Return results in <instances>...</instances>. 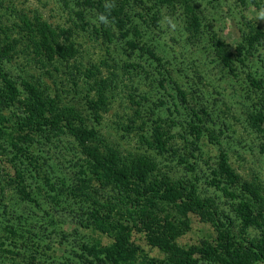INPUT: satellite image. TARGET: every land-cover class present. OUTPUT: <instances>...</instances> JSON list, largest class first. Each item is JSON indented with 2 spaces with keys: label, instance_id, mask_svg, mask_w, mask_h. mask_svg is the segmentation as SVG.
<instances>
[{
  "label": "rangeland",
  "instance_id": "374dc122",
  "mask_svg": "<svg viewBox=\"0 0 264 264\" xmlns=\"http://www.w3.org/2000/svg\"><path fill=\"white\" fill-rule=\"evenodd\" d=\"M104 3L0 0V50L11 55L5 69L94 128L102 152L144 154V139L158 128L167 152L143 155L156 165L153 176L196 183L198 197L230 221L220 218L221 226L232 222L240 238L264 239V20L255 19L264 0H114L110 12L124 22L122 30L115 20L95 21L106 11ZM165 16L175 19L174 30ZM37 22L59 35L57 43L71 57L49 60L36 52L30 39L37 38ZM58 134L31 146L24 163L0 141L6 145L0 152V264H87L84 245L108 244L73 215L80 201L75 190L82 185L75 173L80 165L86 169L87 159L71 137ZM224 164L240 188L254 191L248 203L255 225L243 232L237 206L242 195H229ZM16 170L32 173L26 180L31 202L20 201ZM27 211L34 218L23 226L18 218ZM8 219L18 221L6 224ZM188 224L175 240L178 247L203 250L216 240L215 227L203 216L190 213ZM133 241L141 249L134 264L165 259L143 235Z\"/></svg>",
  "mask_w": 264,
  "mask_h": 264
},
{
  "label": "trees",
  "instance_id": "16d2710c",
  "mask_svg": "<svg viewBox=\"0 0 264 264\" xmlns=\"http://www.w3.org/2000/svg\"><path fill=\"white\" fill-rule=\"evenodd\" d=\"M103 13L109 15L111 21L115 20L122 30L124 26L122 20L112 12ZM28 26L30 27L29 24ZM35 34L37 38L30 41L37 53L47 55L49 60L52 59V55L62 59L71 57L69 50L57 43L59 35L48 29L45 24L37 22ZM10 61L11 55L8 56L4 49L0 50V141L5 139L6 145L13 151V159L20 160L21 163L25 162V159L22 160L23 157H31V146L50 143L49 141L57 137L60 131L71 137L79 146L87 163L85 162L86 169L80 165L79 172L75 173L77 181L82 182V185L75 190L80 201L73 215L77 217L81 228L90 229L108 239L107 245L94 241L92 245L83 246L87 264H134L141 253V249L133 241L135 234L143 235L152 249L165 256L159 264L264 262V239L247 241L240 238L233 232L232 222L228 223L226 228L224 225L221 226L219 219L228 220L227 217L225 215L219 217V214L217 217L208 200L198 197L196 183L189 180L183 184L171 183L168 177L153 176L152 172L156 170V165L153 160L143 155L147 153L161 156L167 152L166 142L158 128L152 131L151 140L144 139V154L138 151L141 155L131 154L127 158L112 149L102 152L94 128L87 126L69 108L60 107L53 98L44 97V92L37 85L21 80L20 77H13L4 66ZM17 84L21 85L22 92ZM98 93L102 94V90ZM5 110H9V113ZM97 120L95 118V121ZM6 145L0 142V152H5ZM260 151L264 152V144L260 146ZM30 157L28 159H31ZM179 163L187 166V162L183 160ZM223 169L224 177L231 188L229 195L238 197L235 191L242 195L237 206L240 211L238 217L241 216L242 223L240 232H243L255 225L256 215L253 213V206L248 203L250 197L253 200L254 191L246 184L240 188L238 177L229 172L225 164ZM16 174L22 186L17 192L20 201L31 202L34 192L30 190L26 180L33 179L32 173L16 170ZM81 175L89 178L82 179ZM45 181L48 182L50 179L46 178ZM53 196L58 197V193ZM247 196L249 198L245 200ZM18 204L20 205V202ZM54 210L56 211L55 207ZM4 212L7 214L6 208ZM190 213L203 216L215 227L218 234L216 240L212 243L208 241L211 246L206 249L188 250L175 244L176 238L189 229ZM33 218V214L27 211L23 218L18 219L24 226L25 220ZM45 221L52 224V220ZM15 222L11 219L6 220V224L13 225ZM41 238L42 235L39 239ZM151 262L157 264L154 258L146 263Z\"/></svg>",
  "mask_w": 264,
  "mask_h": 264
},
{
  "label": "clouds",
  "instance_id": "9594fccd",
  "mask_svg": "<svg viewBox=\"0 0 264 264\" xmlns=\"http://www.w3.org/2000/svg\"><path fill=\"white\" fill-rule=\"evenodd\" d=\"M115 7V3L114 0H105L104 3V8L106 10V12H109ZM256 21L257 20H264V7H262L261 9H259L256 13V17H255ZM163 20L168 24V26L171 29H175L176 27V21L173 17L171 16H165L163 17ZM95 21L103 24V25H110L112 23V21L109 19V15H106L104 13H99L95 16Z\"/></svg>",
  "mask_w": 264,
  "mask_h": 264
}]
</instances>
